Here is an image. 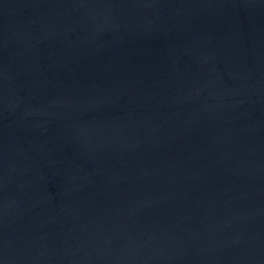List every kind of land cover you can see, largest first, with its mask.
<instances>
[{"label": "water", "instance_id": "obj_1", "mask_svg": "<svg viewBox=\"0 0 264 264\" xmlns=\"http://www.w3.org/2000/svg\"><path fill=\"white\" fill-rule=\"evenodd\" d=\"M0 264H264V0H0Z\"/></svg>", "mask_w": 264, "mask_h": 264}]
</instances>
